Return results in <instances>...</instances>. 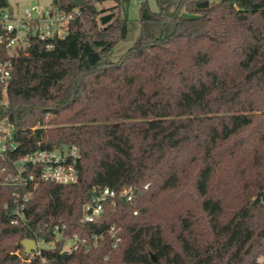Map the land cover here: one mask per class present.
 Instances as JSON below:
<instances>
[{
  "label": "trees",
  "instance_id": "1",
  "mask_svg": "<svg viewBox=\"0 0 264 264\" xmlns=\"http://www.w3.org/2000/svg\"><path fill=\"white\" fill-rule=\"evenodd\" d=\"M156 1L157 12L141 7L139 38L118 63L122 0H54L74 16L67 37L35 38L15 58L0 85V127L13 125L18 144L0 159V264H255L264 254V0ZM65 147L80 155L78 183H18L15 160ZM97 186L138 192L84 224ZM56 224L89 241L116 225L122 242L24 253V240L55 241Z\"/></svg>",
  "mask_w": 264,
  "mask_h": 264
},
{
  "label": "built area",
  "instance_id": "2",
  "mask_svg": "<svg viewBox=\"0 0 264 264\" xmlns=\"http://www.w3.org/2000/svg\"><path fill=\"white\" fill-rule=\"evenodd\" d=\"M73 14L61 12L56 6L52 9L46 7L27 8L22 15L16 14L11 8L0 10V85L7 86L12 78L14 60L23 55L28 56L32 40L37 38L41 41L51 39H65ZM48 48H53L49 45ZM14 126L8 122H3L0 127V159L5 160L9 153L17 148L14 141ZM80 155L77 149H65L55 151H37L27 154L13 162V167L17 169L20 185H27L29 182H50L58 184H76L80 179V172L77 168ZM27 166L38 167L39 174H27ZM6 171V168L3 169ZM12 180V176L9 177ZM148 186L145 187L147 189ZM137 190L125 188L123 190H113L97 186L93 189L94 197L92 201L83 207L82 223L95 224L105 213V204L110 202L117 205L133 204L136 199ZM27 199V198H26ZM21 217L20 210L16 212ZM134 215H138L135 211ZM14 221L13 224H17ZM67 225H53V233L56 240L52 243L44 241L37 242V250L28 256L40 255L43 248L40 244H46V249H54L61 241L64 242L63 251L69 254L83 248L89 250L96 248L99 242L108 235L113 241V249H117L122 242L121 228L113 225L107 232L92 235L90 241L81 239L78 235L65 237ZM71 243L69 248L68 244ZM25 253V252H24ZM27 255V254H26ZM109 257H106L107 262ZM105 264V263H104ZM255 264H264V254L260 255Z\"/></svg>",
  "mask_w": 264,
  "mask_h": 264
},
{
  "label": "rangeland",
  "instance_id": "3",
  "mask_svg": "<svg viewBox=\"0 0 264 264\" xmlns=\"http://www.w3.org/2000/svg\"><path fill=\"white\" fill-rule=\"evenodd\" d=\"M10 8L13 9L16 14L22 15L25 9L34 7H46L48 9L55 8L54 0H8ZM147 4L153 11H158V5L156 0H122L121 4V16L128 22V35L121 41L113 50L110 60L114 63H118L121 58L132 49L140 35L141 25L139 21L140 9ZM116 4L114 2H106L98 5L101 10H110ZM34 131L36 129H33ZM71 243L68 244L67 248ZM41 248H47L46 244H40Z\"/></svg>",
  "mask_w": 264,
  "mask_h": 264
},
{
  "label": "water",
  "instance_id": "4",
  "mask_svg": "<svg viewBox=\"0 0 264 264\" xmlns=\"http://www.w3.org/2000/svg\"><path fill=\"white\" fill-rule=\"evenodd\" d=\"M263 46H264V42H263ZM65 149L67 150L68 148L65 147ZM22 246L24 248V252L27 255L32 254L33 252H35L37 250V242L35 240H24L22 241Z\"/></svg>",
  "mask_w": 264,
  "mask_h": 264
}]
</instances>
